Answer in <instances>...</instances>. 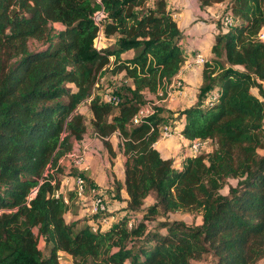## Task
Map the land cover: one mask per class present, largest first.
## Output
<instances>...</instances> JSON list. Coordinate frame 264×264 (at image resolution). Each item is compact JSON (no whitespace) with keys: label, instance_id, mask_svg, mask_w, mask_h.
<instances>
[{"label":"trees","instance_id":"16d2710c","mask_svg":"<svg viewBox=\"0 0 264 264\" xmlns=\"http://www.w3.org/2000/svg\"><path fill=\"white\" fill-rule=\"evenodd\" d=\"M198 2L227 10L180 134L189 144L209 140L213 149L176 167L155 148L163 111L134 123L144 93L164 99L185 63L165 0H0V264H62L65 256L71 264H193L206 254L217 264L264 262V0ZM99 11L103 37H118L100 50ZM103 72L132 83L118 105L93 96ZM216 90L220 98L206 105ZM86 102L112 166L110 139L119 136L126 161L117 190L125 189L127 210L141 216L104 232L67 223L75 196H57L60 161L88 131L78 111ZM228 179L236 184L223 195ZM150 196L154 203L145 207ZM186 211H200V223L152 226L159 215Z\"/></svg>","mask_w":264,"mask_h":264},{"label":"crops","instance_id":"0c3cea01","mask_svg":"<svg viewBox=\"0 0 264 264\" xmlns=\"http://www.w3.org/2000/svg\"><path fill=\"white\" fill-rule=\"evenodd\" d=\"M227 10V5L226 3H220V4H214L212 6H207V7H201L200 3H198L197 0H173V2L169 5H166V9L168 12H170L175 19V21L178 24V27L182 33V37L179 41V45L181 46L184 57H185V63L182 66L181 70L179 71L178 75L172 80L170 85L168 86L167 89V96L162 100L160 104H162L166 109L168 110H173V116H177L180 113H177L176 109L180 108L181 113L185 111L186 109L192 107L198 102V95H199V90L202 86V73L204 66H198L194 65L193 63V58L195 54L197 53H202L207 61H210L213 58V55L211 53V46L214 42V39L218 33V27H217V22L219 19L222 17V13H220V10L223 9ZM118 37H112V38H104L101 43H100V48H106L109 46H115L117 44ZM134 54L133 51H130L129 53L123 54V58H130ZM105 73V72H103ZM102 75V74H101ZM120 77L124 76V74L118 75ZM102 79V76H101ZM103 80V79H102ZM131 83V81H130ZM183 84V87H178L179 85ZM132 85V83H131ZM169 93V94H168ZM145 96H148V98L152 99L151 102H156L159 100V98L151 94L149 92L144 93ZM146 99V98H145ZM88 105V114L87 117L89 121L92 123L93 119V114L91 110L89 109V102H86L82 104L81 106ZM78 111L83 115L82 113V107L79 106ZM161 117L164 119V127H168L167 125V116L165 115L164 112H162ZM185 122V115L180 114V118L178 121L175 122L174 126H172L170 129L178 135V140L181 143V146L187 147L189 145V141L186 140L181 134L180 131L183 128ZM88 130V127H87ZM93 130V128H92ZM88 132V131H87ZM94 132V131H93ZM87 134H85L84 138L82 141H79L81 143H84V147H79L80 151H85L86 156H87V165L89 166V171L84 173L83 175L85 176V179L87 176H89V181L95 187H100L102 186L106 180H107V175L105 173L106 169H111L112 171L116 170V165H111V160L110 163H108V166L106 163H99L97 161V153L100 151H103V149L106 151L105 147L103 146V143L101 139L97 137V135L94 133L95 137L97 140H99V143L103 147H94L97 146L98 142L96 143L94 140L91 139H86ZM118 136V134H115ZM112 138V137H111ZM175 139V138H174ZM165 139H160L156 144L155 148L160 152L161 156L164 159H172L175 161V159H178L176 155H179L180 153L183 154L185 152V158L187 157H192L193 154H191L190 150L186 148L185 150L183 149L180 151L178 149V145L174 144L172 145H166ZM111 141V139H110ZM168 141V140H167ZM86 142V143H85ZM77 143V142H75ZM74 143V149L73 151H78L76 150ZM112 143V141H111ZM113 145V144H112ZM114 151L115 150V147ZM107 152V151H106ZM108 154V153H107ZM123 155V151H122ZM67 156V155H66ZM109 157V156H108ZM66 157H64L60 163L62 168L64 167V162L63 160ZM123 160H122V167L119 169V178H120V183L124 184V179H125V174H124V163L126 161L125 156L123 155ZM184 158V159H185ZM183 159V161H184ZM182 161V163H183ZM115 162V159H114ZM181 163V165H182ZM178 166V167H181ZM177 167V166H176ZM79 173V172H78ZM72 184L71 179L68 177L66 179H63L61 181V186L59 193L63 194V190L65 187L70 188ZM121 195L123 197V200L125 201V207L127 210V203L126 201L128 200L127 193L125 189L120 190ZM76 194V193H74ZM227 194V193H226ZM225 195V194H223ZM66 199L67 197L63 195ZM75 196V201H81V200H90L91 196H85L81 200L78 198L77 195ZM74 201V202H75ZM74 204V203H73ZM128 211V210H127ZM124 213L120 214V216L117 217V223L120 222L122 219L126 218ZM88 218L90 216H87ZM93 217V216H92ZM95 218H92L91 220L87 221L86 223L90 225ZM117 223L113 224L111 227L115 226ZM110 227V228H111ZM109 228V229H110ZM107 229V230H109ZM106 231V230H105ZM66 257V256H65ZM70 258V257H67Z\"/></svg>","mask_w":264,"mask_h":264},{"label":"rangeland","instance_id":"374dc122","mask_svg":"<svg viewBox=\"0 0 264 264\" xmlns=\"http://www.w3.org/2000/svg\"><path fill=\"white\" fill-rule=\"evenodd\" d=\"M198 1V0H197ZM199 3V2H198ZM220 13H222V16L224 17L226 15V9L224 8L223 10L219 11ZM30 47L31 49L36 47V44L34 42H30ZM102 79L103 82L100 84V88L97 90V95H100L105 89H110L112 91L113 94H116L117 96H119L120 98L122 96H126L130 93V90L132 89V85L130 83L129 80H127L126 78H124V76L120 77V76H112L110 74V72H105L102 73ZM178 87H183V84L181 83V85H179ZM254 92H256V90H254ZM145 103H150L152 101V99L148 98V96H145ZM82 107V113L84 116V120L86 123V126L88 127V134L86 139H91L94 140L96 143L98 142L97 146L94 147H103L100 143L99 140H97V138L94 135V132L92 130V124L89 121L87 114H88V105H84L81 106ZM160 110H162L165 115L167 116L168 120H167V126L169 128H171L172 126H174L175 122L179 120L180 118V108H177L176 112L180 113L177 116H173V110H168L166 109L162 104L159 105L158 107ZM163 130V129H162ZM162 135L161 138L162 139ZM175 138V139H174ZM178 135H176L175 133L173 134V136L171 138L165 139V143L166 145H178V149L180 151H182L183 149L185 150L188 147H183L181 146V143L179 142V140L177 139ZM168 140V141H167ZM113 147H115L116 150V158H115V167L116 170L112 171L111 169H106L105 173L107 175V180L106 182L100 186V187H95V185H93V183L91 184L89 181V176L86 177V182H87V188H86V193L85 196H90L91 192L90 190L92 188H96V190L100 193V196L106 206V214L107 215H115V216H120V214L124 213L123 215L125 217H131L134 221H137L138 219L141 218L140 215H134L133 213L129 212L126 210L125 207V201L123 200V197L121 195V192L117 190V183H120V178H119V169H121L122 167V160H123V155H122V151H121V143H120V139L119 136L117 135H113L111 138ZM86 143V142H85ZM84 143L81 142H77L75 143V147L76 150H79L81 148L79 147H84ZM213 146V145H212ZM211 147V145H210ZM213 149V147H211V149L207 152H210ZM207 152H202V153H207ZM261 156H264V150H260L259 151ZM97 157V161L100 163H106L108 166V163H110V158L108 157L107 152L103 149V151H100L99 153H97L96 155ZM176 157H178V159H175V165L178 167L181 165L183 159L185 158V152L183 154H179L176 155ZM63 173L61 175H59V179L62 181L63 179L66 178H70L72 181V184L70 185L71 187H65V189L63 190V195H65L66 197L70 194V193H75V188H76V176L78 175V171L72 166L70 160L66 157L63 160ZM236 184V180L235 179H228V181L226 182L225 186L222 188V190L220 191L221 194H226L228 193L229 190V186L230 185H235ZM76 195V194H74ZM79 198V197H78ZM80 199V198H79ZM81 200V199H80ZM154 203V197L150 196L146 199L145 201V207L151 206ZM87 216H90L89 218ZM66 221L67 223H76L77 227L76 229L81 228L82 226L86 225L87 221L91 220L92 217L90 215L89 212V200H81V201H75L73 206H71L70 210L67 212L66 216ZM168 219L172 220H179V221H183L185 222L187 225H197L200 223L201 220V213L200 211H186V212H174V213H168L167 215H159L158 217H156L155 221L152 222V226H156L158 223H162L167 221ZM43 247V246H42ZM72 260L70 258L67 257H63L61 260L62 264H71ZM193 264H217V260L216 258L212 255V254H206L204 255L200 260H196L193 261ZM260 264H264V262H260Z\"/></svg>","mask_w":264,"mask_h":264},{"label":"built area","instance_id":"2783aa9c","mask_svg":"<svg viewBox=\"0 0 264 264\" xmlns=\"http://www.w3.org/2000/svg\"><path fill=\"white\" fill-rule=\"evenodd\" d=\"M173 2V0H165L166 5H169ZM106 18V14L103 11L97 12L93 20L94 22L99 26L100 32L95 39V47L96 49L100 50V43L104 39L102 34V23L104 22ZM225 23L227 25H232V19L227 17L225 19ZM260 39L264 40V32L261 33ZM111 61H113V57L110 58ZM193 64L198 66H205L207 60L205 56L202 53L195 54L193 58ZM103 82L101 79V76H99L98 81L94 87L93 96L97 95V90L100 88V84ZM169 94V93H168ZM162 93L159 92V96H161ZM220 92L219 91H213L209 95H207L205 99V104L209 106H213L218 99L220 98ZM102 101L110 104V105H118L121 101L120 97L116 94H113L110 89H105L100 94ZM162 100L154 101L145 104L142 106L137 113V115L134 118V123L138 124L142 119L148 118L156 113L157 108L159 107ZM174 132L169 127H164L161 131L162 139H168L173 136ZM213 147L212 142L209 140L205 141H194L191 144H189L187 147L190 150L191 154L193 156L198 155L202 152H207ZM72 166L79 172L76 176V188L75 193L76 195L82 199L85 197L86 188H87V182L85 179L84 173L89 171V166L87 165V156L85 151H72L66 156ZM91 197L89 200V212L90 215L95 217V220L90 224L92 230L94 232H104L105 230L109 229L113 224L117 223V217L115 215H107L106 214V206L100 196V193L96 190V188H92L90 190ZM59 195V192L57 193V196ZM85 199V198H84ZM65 201L67 202V199L65 198ZM132 222H129V227H132Z\"/></svg>","mask_w":264,"mask_h":264}]
</instances>
